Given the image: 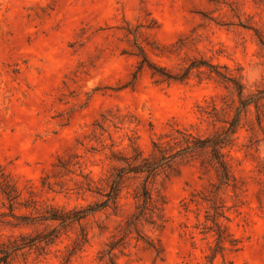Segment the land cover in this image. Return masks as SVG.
Here are the masks:
<instances>
[{
    "label": "rangeland",
    "instance_id": "374dc122",
    "mask_svg": "<svg viewBox=\"0 0 264 264\" xmlns=\"http://www.w3.org/2000/svg\"><path fill=\"white\" fill-rule=\"evenodd\" d=\"M261 42L263 0H0V169L24 198L32 192L47 204L84 207L96 198L54 183L73 189L79 174L89 172L96 180L110 169L111 151L130 153V138L148 155L153 142L170 141L176 130L206 137L227 127L220 122L223 109L232 107L233 115L237 98L214 76L192 70L183 82L162 81L153 67L177 75L191 60L204 62L238 80L247 97L264 90ZM138 47L148 64L140 70ZM213 108L218 119L209 114ZM115 115L122 124L115 125ZM254 117L250 107L224 150L245 190L243 204L226 212L229 222L220 219L239 242L237 252H223L231 264H264V141L259 134L261 142L250 147ZM70 157L78 163L72 174L55 177L58 160ZM178 168L163 185L165 228L139 224L142 239L132 232L124 249L113 252L115 264H223L220 254L211 263L204 258L214 244L200 233L199 225H210L208 206L183 207L209 189L213 176L196 162ZM47 178L52 191L42 187ZM218 198L232 207L230 189ZM133 211L123 193L117 209L87 218L89 242L76 256L65 258L77 230L47 254L31 252L14 264H109L101 258L105 245L119 238ZM147 242L162 253L156 256Z\"/></svg>",
    "mask_w": 264,
    "mask_h": 264
},
{
    "label": "trees",
    "instance_id": "16d2710c",
    "mask_svg": "<svg viewBox=\"0 0 264 264\" xmlns=\"http://www.w3.org/2000/svg\"><path fill=\"white\" fill-rule=\"evenodd\" d=\"M261 45H264L263 42ZM137 49V57L141 59L138 67L140 70L144 64H148L143 49L139 47ZM203 63L191 60L183 72L177 75L153 67V76L159 77L162 81L175 82L187 80L192 70H196L199 75L206 74L208 78L214 76L226 90L237 98V106L232 116L229 115L232 107L227 106L221 111L223 118L220 122L227 127L206 137L176 130V137L170 141L153 142L148 155H144L130 138V153L111 151L108 158L112 164L110 169L96 180L89 172L79 174L81 180L74 182L73 189L65 188L62 182L54 183L61 191H67L66 193L73 191L81 196L89 193L96 198L94 202L84 207L66 209L47 204L36 198L32 192H28V197L24 198L9 175L0 169V264H14L17 258H24L31 252L45 255L51 247L61 242L63 236L77 230L74 240L66 249L65 258L76 256L89 242L87 218L110 207L117 209L124 193L133 200L134 211L125 219L119 231V238L106 244L107 250L101 256V258H108L109 264H115L113 252L118 248L124 249V241L132 232L137 235V241L142 239L138 230L139 224L146 223L160 230L165 228L167 220L164 215L166 205V198L163 194L164 182L179 175L178 166L180 164L190 162H196L203 175L212 174L214 182L209 184L208 190L191 195V199L188 203H184L183 207L187 210L189 204L208 206L204 220L206 223L210 222V225H199L201 226L200 233L210 234L214 244L208 245V251L211 254L204 258L211 263L216 255L220 254L223 264H231L224 261L223 252H237L239 242L227 231V227L220 222V219L229 222L226 212L243 204L241 196L245 190H243L244 183L238 181L233 175L224 150L233 145L234 135L240 127L241 120L246 119L250 113V107H253L255 112L254 121H248V131L252 136L249 141L250 147L261 142L258 139L259 134L263 136L264 141V125L262 124L264 90L244 97V88L238 80ZM202 68L204 70H201ZM209 114L212 118L218 119V112L215 108ZM113 119L116 121L115 125L122 124L120 116L115 115ZM106 121L111 122L109 119H105ZM99 129L104 131L103 126H99ZM74 159L75 157H70L67 161L59 159L56 165L58 172L55 177L62 178L71 175L70 167L78 165V163H73ZM160 177L162 181L158 184L157 180ZM52 186L48 178L43 180V188L52 191ZM228 189L232 192V207L230 208H226L223 201L218 203L219 193L222 191L223 195ZM5 231L10 234L4 235ZM147 245L156 256L162 253L161 249L151 242H147Z\"/></svg>",
    "mask_w": 264,
    "mask_h": 264
}]
</instances>
